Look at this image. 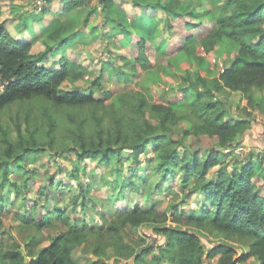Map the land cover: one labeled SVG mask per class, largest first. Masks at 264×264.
<instances>
[{"label":"trees","instance_id":"trees-1","mask_svg":"<svg viewBox=\"0 0 264 264\" xmlns=\"http://www.w3.org/2000/svg\"><path fill=\"white\" fill-rule=\"evenodd\" d=\"M90 1L71 0L65 4V11L83 9ZM99 3L109 11L115 0ZM148 8L169 15L163 21L169 33L165 44L169 56L186 51L201 66L222 41L238 47L230 65L213 78L198 70L184 72L182 84L175 91L191 101L189 109L177 106L166 91L150 99L140 90L119 89L116 103L115 93L104 86L101 77L93 80L89 94L69 91L63 85L69 78H87L85 66L68 61L61 69L40 65L46 53L33 54L31 41L19 42L0 26V83L4 85L0 111L18 102H34L16 119L13 130L0 125V185L4 187L8 181L9 187L26 193L35 171L28 169L25 184L19 185L9 178L11 167L28 168L43 152L58 156L73 153L79 161L96 158L100 164L117 166L129 153L137 165L148 162L153 171L161 172L162 182L181 174V186L188 195L198 193L203 203L192 212L185 208L180 211L179 203L163 208L160 202L147 209L136 206L120 210L113 205L118 200L114 195L103 200L109 203L107 208L94 194L99 191L83 181L86 184L79 188L80 207L87 213L95 210L103 222L69 217L65 209L56 207L43 213L39 208L45 211L46 207L37 199L28 212L15 213L19 227L36 233L28 236L24 250L19 244L5 245L0 241V264H25L23 251L30 259L28 264H118L130 259L134 264H206L213 258H218L219 264H239L250 259L264 264V154L254 157L251 152L241 162L224 159L237 157L225 150L243 147L253 125L247 108L239 116L233 115L231 93L240 92L251 107L254 92H264V0H225L218 17L205 22L191 20L186 10H181V0L150 3ZM161 22L142 14L141 28L148 29L149 34L131 44V68L136 78L155 63L158 50L152 37ZM149 23L153 25L148 27ZM61 27L62 24L56 27L49 37H58ZM173 29H179L180 35L171 44ZM198 42L201 54L189 46ZM118 75L125 74L119 71ZM255 162L261 165L259 172ZM115 171L120 173L121 169ZM137 175L132 172L130 177L123 175L115 180L120 196L125 197V189L137 184ZM73 178L80 177L74 174ZM38 191L45 194L44 188ZM2 194L0 201L4 205ZM3 207L0 233L10 234L9 229H2ZM171 212L172 221L180 225L168 224ZM59 221L64 228L61 231L56 224ZM146 226L164 238L161 244L142 247L127 239L128 228ZM46 228H54L55 232L44 245L46 240L37 239V235ZM207 232L238 242L246 250L239 251L228 241L206 249L203 238ZM77 250L84 252L76 255Z\"/></svg>","mask_w":264,"mask_h":264},{"label":"rangeland","instance_id":"rangeland-1","mask_svg":"<svg viewBox=\"0 0 264 264\" xmlns=\"http://www.w3.org/2000/svg\"><path fill=\"white\" fill-rule=\"evenodd\" d=\"M69 1L71 0H0V26L5 27L19 42L31 41L33 54L46 53L45 58L41 62L39 61L40 65L61 69L63 62L68 61L88 69L87 78L81 80L69 78L67 80L63 88L69 91L77 92L78 90L80 93L89 94L91 91L89 87L93 80L101 77L104 86L115 93L113 101L116 103H118L117 91L119 89L125 92L140 90L150 99H156L160 93L166 91L170 96H173L172 99L174 102L176 101L177 106L186 110L190 108L191 101L186 100L182 94H177L175 91L182 84L184 72L198 70L202 75L213 78L218 75L219 70L230 65L238 50L236 45L222 41L216 46L213 56L201 66L186 51H181L175 56L167 55L165 44L169 40V33L164 22L169 15L155 8H148V4L172 0H115L114 7L109 11L102 8L99 0H91L85 8L68 13L65 11V4ZM224 2L225 0H181V10H186L187 16L196 22L199 20L212 21L218 17ZM142 14L157 18L162 22L159 23V28L152 37L158 50L155 63L148 66L147 71L136 78L131 68L134 54L131 44L149 34L148 29L141 28L143 27L140 24ZM38 21L40 22L38 23ZM60 24H62V29L58 37L50 38L52 31ZM149 24L148 27L153 25ZM178 35H180L179 29H173L171 44L176 42ZM63 37L67 38L66 41L60 42L59 40ZM190 45L196 47L198 53L201 54L202 47L199 42ZM119 71L125 75H118ZM253 100V105L250 107L240 92H233L230 96L231 105L235 108L234 116H239L243 108L251 111L253 125L247 134L250 131L264 132V92H254ZM33 106L34 102L26 104L18 102L0 111V125L13 130L16 119L23 116V111L26 108ZM240 152L243 156L238 158L224 156V159H229L230 162L238 160L241 162L251 154L245 145ZM233 155L237 156L238 154L234 152ZM253 155L256 157L257 153L254 151ZM123 160L120 166H117L114 163L100 164L96 158L79 161L73 153L64 155L62 153L58 156L43 152L38 155L37 162L29 164L28 168L11 167L9 178L19 185L25 184L24 176L27 175L28 169L34 170L35 175L30 178L27 184L28 191L26 193L15 191L9 187L8 181L5 182L6 187L0 185V193L5 194H2L5 204L3 205L0 201V208L4 206L5 209L1 215L2 224H4L2 229L3 231L10 230V234L0 233V241L5 245L16 243L21 246L22 250L25 249V243L29 240L28 236L36 232L32 229L19 227L15 213L17 211L28 212L37 199H40L42 205L46 207L45 211L42 206L39 208L43 213L56 207L65 209V213L69 217L77 216V219L83 218L87 222L102 223V218L95 210L91 209L87 213L80 207L79 188L87 181L90 186H94L93 188L99 191V194L94 193L99 204L105 205L107 208L110 205L104 203L103 200L110 199L114 195L118 196V200L112 203L120 210L136 206L147 209L153 203L160 202L163 208L179 203L180 211L185 208L192 212V209L203 203V198L199 197L198 193L194 191L188 195L187 189L181 186V174L169 182H162L161 172L153 171L148 162L142 161L137 165V162L132 161L129 153L124 154ZM255 167L258 172L262 170L259 162H255ZM117 168L121 169L120 173L115 171ZM132 172L138 174L137 184L125 189V197H122L115 180L123 175L130 177ZM74 174H78L80 178L71 179ZM2 175L3 172L0 170V184ZM39 188L45 189L44 195L39 194ZM158 190L162 191L158 192ZM172 218L173 213L171 212L168 224L180 225L174 223ZM56 224L59 231L64 229L60 221ZM53 232H55L54 228H46L42 230L39 237L37 235V239L42 237L43 240H46L47 237L53 235ZM204 236L203 242L206 249L228 241L237 246L239 251L246 250V246H243L242 249L238 242L226 240L224 236L216 232H207ZM127 239L142 247L161 244L164 240L162 236L153 232L151 226L128 228ZM44 242V245L48 244V240ZM82 252L84 251L77 250L76 255H81ZM214 260L216 264H219L218 258ZM130 261L133 260L130 259ZM256 262V260L250 259L245 264H256ZM206 264H211V260Z\"/></svg>","mask_w":264,"mask_h":264},{"label":"crops","instance_id":"crops-1","mask_svg":"<svg viewBox=\"0 0 264 264\" xmlns=\"http://www.w3.org/2000/svg\"><path fill=\"white\" fill-rule=\"evenodd\" d=\"M40 21H38V23ZM244 145L247 146L251 152L255 151L257 154H264V132H250ZM210 260H211V264L215 263L214 258ZM118 264H121V263H118ZM124 264H134V262L127 260L124 262Z\"/></svg>","mask_w":264,"mask_h":264},{"label":"built area","instance_id":"built-area-1","mask_svg":"<svg viewBox=\"0 0 264 264\" xmlns=\"http://www.w3.org/2000/svg\"><path fill=\"white\" fill-rule=\"evenodd\" d=\"M3 89H4V85H3L2 83H0V91H2ZM241 148H242V147L235 148V149H226V150H225V153H232V152H233V154H234V152H235V153L238 154L237 157H239V156H243V154H240V153H242V152H240ZM245 160H246V159H245ZM239 264H242V263H239ZM243 264H245V263H243ZM249 264H250V263H249Z\"/></svg>","mask_w":264,"mask_h":264},{"label":"water","instance_id":"water-1","mask_svg":"<svg viewBox=\"0 0 264 264\" xmlns=\"http://www.w3.org/2000/svg\"><path fill=\"white\" fill-rule=\"evenodd\" d=\"M23 254H24V256H25V264H28L29 263V261H30V259H29V257L28 256H26V254H25V252L23 251ZM121 264H124V261H121L120 262Z\"/></svg>","mask_w":264,"mask_h":264}]
</instances>
